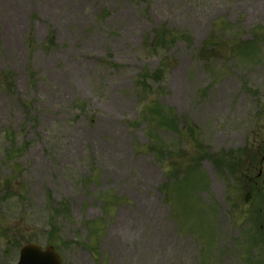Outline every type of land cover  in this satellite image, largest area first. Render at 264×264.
Segmentation results:
<instances>
[{
    "label": "rangeland",
    "instance_id": "1",
    "mask_svg": "<svg viewBox=\"0 0 264 264\" xmlns=\"http://www.w3.org/2000/svg\"><path fill=\"white\" fill-rule=\"evenodd\" d=\"M25 244L62 264H264V0H0V264Z\"/></svg>",
    "mask_w": 264,
    "mask_h": 264
},
{
    "label": "trees",
    "instance_id": "2",
    "mask_svg": "<svg viewBox=\"0 0 264 264\" xmlns=\"http://www.w3.org/2000/svg\"><path fill=\"white\" fill-rule=\"evenodd\" d=\"M175 38L176 36L172 34V32L166 29H158L155 32L153 42L150 45L152 46V48L156 50L165 49V48H168L174 42ZM48 41L52 43L53 37L51 36L48 39ZM164 69H165V65H161L155 72L150 73L147 70H144L143 72H141L135 80L136 90H138L139 92L140 90H144L146 93L151 92L149 84L151 82L158 81L161 78V76H163ZM138 100L141 102V97L138 96ZM85 108L82 106L80 110H84ZM144 114L148 118L150 117L152 119V122L154 123L153 126H155L157 129L167 130L168 132H172L177 135L181 133V130L178 129L176 120L172 117V114L171 113L167 114V109L162 108L157 103H153L152 109L151 110L147 109L146 113ZM10 135L12 136V134ZM16 149H19V148H16ZM171 149L172 147L170 148L169 146L168 147H165V146L158 147V146H155L154 144L151 147V150L159 159L163 158L164 156L167 157V155L171 157L172 155V152L170 151ZM21 150H23V148L18 151H21ZM213 162L217 166L225 165L226 167L229 168L230 171L238 170V167L242 165L240 158H238V160L233 159L231 161L226 162V160H224L223 157H219V158H214ZM194 172L195 170L191 173H194ZM186 178L189 179V176H187ZM240 178L242 180L243 176H241Z\"/></svg>",
    "mask_w": 264,
    "mask_h": 264
},
{
    "label": "water",
    "instance_id": "3",
    "mask_svg": "<svg viewBox=\"0 0 264 264\" xmlns=\"http://www.w3.org/2000/svg\"><path fill=\"white\" fill-rule=\"evenodd\" d=\"M18 264H58L48 259L45 254L41 255V252L35 246L28 245L21 249L20 260Z\"/></svg>",
    "mask_w": 264,
    "mask_h": 264
}]
</instances>
